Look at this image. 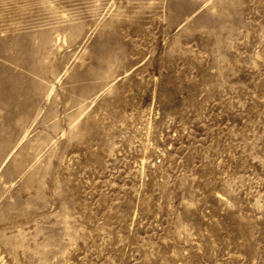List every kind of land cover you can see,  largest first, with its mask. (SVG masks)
<instances>
[{"label":"rangeland","instance_id":"obj_1","mask_svg":"<svg viewBox=\"0 0 264 264\" xmlns=\"http://www.w3.org/2000/svg\"><path fill=\"white\" fill-rule=\"evenodd\" d=\"M0 264H264V0H0Z\"/></svg>","mask_w":264,"mask_h":264}]
</instances>
